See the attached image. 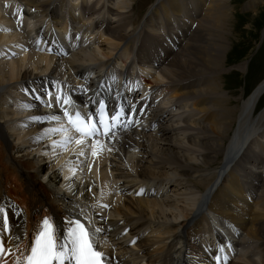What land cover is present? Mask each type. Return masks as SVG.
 Masks as SVG:
<instances>
[{
	"label": "bare ground",
	"instance_id": "1",
	"mask_svg": "<svg viewBox=\"0 0 264 264\" xmlns=\"http://www.w3.org/2000/svg\"><path fill=\"white\" fill-rule=\"evenodd\" d=\"M130 1L0 0V207L13 251L0 264H24L44 218L61 235L76 219L105 229L93 239L108 264H264V81L237 106L203 85L224 63L208 20L225 0H197L195 31L181 0ZM100 102L132 124L76 144L64 110L97 121ZM66 136L67 150L53 146Z\"/></svg>",
	"mask_w": 264,
	"mask_h": 264
},
{
	"label": "rangeland",
	"instance_id": "2",
	"mask_svg": "<svg viewBox=\"0 0 264 264\" xmlns=\"http://www.w3.org/2000/svg\"><path fill=\"white\" fill-rule=\"evenodd\" d=\"M127 1H129L130 4L132 3V1L130 0ZM140 1L141 0H135V5H137ZM146 2L154 3L156 2V0H146ZM180 2L182 7L184 6L190 14L185 18V23L189 28H192V30L195 31L198 28V24H193V21L198 19L200 20L202 18H199L198 14L200 9H203L204 6L200 7V4L197 0H181ZM224 7L225 9H222L219 17L213 15L214 17L218 18L217 20H215L216 18H214L213 16V18L210 17V20H208V25L211 24L212 36L217 35L218 39L222 41V48L224 47L225 50H223V66L221 69L217 70V74L220 73V78L218 82H215V80H213V76H205L203 85L205 89L206 87H208V85H211L212 87H208V89L212 90V92L215 90L214 92L221 94L224 93L228 96V99H231V105L237 106L241 97L248 98V96H250L252 92H254L257 86L262 81H264V0H225ZM145 12L146 11L143 10L141 13L145 15ZM196 12L198 14H196ZM167 15L172 26H174L176 30L180 32L179 22L176 19L174 13L168 11ZM108 17L111 16L107 15V19ZM146 18L144 21H146ZM152 18L154 22H159V25L161 21H163V25H167L164 18L159 14L157 16H152ZM144 21L142 22V26L144 25V27L146 28V25L148 23H144ZM78 22H80V20H78ZM191 24L194 26L192 27ZM150 29L152 28L150 27ZM221 29L223 30V32ZM169 36V39H165H167L166 41H168V44L173 48L172 40ZM145 42L148 46L153 47V49L155 50V53H153L156 56L160 55L161 57H164L163 48L157 47L155 44H151V41ZM7 51L10 52V50ZM241 68H245L244 71L240 70ZM218 83H221L220 86H218ZM217 88L218 90L216 91ZM47 98L48 100H50V97ZM263 110L264 95L262 96L257 108L258 113ZM236 175L238 177V180L242 181L245 191H247V186L244 184L242 177L239 174ZM259 177H261L260 173ZM248 199L249 202H251V197H248ZM231 225L235 226L234 224Z\"/></svg>",
	"mask_w": 264,
	"mask_h": 264
},
{
	"label": "snow or ice",
	"instance_id": "3",
	"mask_svg": "<svg viewBox=\"0 0 264 264\" xmlns=\"http://www.w3.org/2000/svg\"><path fill=\"white\" fill-rule=\"evenodd\" d=\"M63 103L68 104L69 101L64 100ZM103 112L104 105H101L100 119L95 121L90 117L81 115L80 112H76L73 116L66 109L64 110L63 114L68 118V122L76 132L80 133L81 138L74 141L76 144H86L85 137L107 136L109 141H113L118 128H126L132 124L131 119L122 124L120 123L121 117L124 115L123 110L118 115L113 116L110 123L104 118ZM33 119L39 118L34 117ZM50 119L55 121L59 117L52 116ZM51 131L66 134L68 129L62 125L60 128ZM109 132H111V135H108ZM72 141V137L66 136L63 141L54 142L53 146L63 147L67 150V144ZM95 143L100 144V140L97 139ZM108 150L111 151V149ZM96 154V151L93 150L92 155L95 156ZM78 156H84V151L81 150ZM137 194H143V189ZM102 207L107 208L108 205ZM8 228L7 213L3 207H0V261H3L6 255L13 254L11 248L4 246L3 236ZM104 230L103 228H94L89 231L84 223L76 219L68 221L67 230L61 235L59 229L53 225L50 219L44 218L36 227V234L27 247L28 254L24 256V264H108L105 253L97 249L96 241L93 239L94 233H100ZM15 239L19 240V237H15ZM132 243H135V241H132ZM220 251L223 252L224 249L221 248ZM216 259L219 262L222 257ZM16 264H21L19 258H17Z\"/></svg>",
	"mask_w": 264,
	"mask_h": 264
}]
</instances>
